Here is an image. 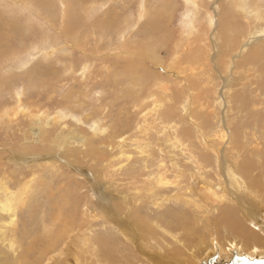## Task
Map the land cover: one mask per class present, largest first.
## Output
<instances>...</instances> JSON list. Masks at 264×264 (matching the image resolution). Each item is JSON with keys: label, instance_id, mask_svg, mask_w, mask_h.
I'll list each match as a JSON object with an SVG mask.
<instances>
[{"label": "rangeland", "instance_id": "rangeland-1", "mask_svg": "<svg viewBox=\"0 0 264 264\" xmlns=\"http://www.w3.org/2000/svg\"><path fill=\"white\" fill-rule=\"evenodd\" d=\"M69 1L0 0V264L264 252V0H176L156 63L162 0Z\"/></svg>", "mask_w": 264, "mask_h": 264}, {"label": "bare ground", "instance_id": "bare-ground-1", "mask_svg": "<svg viewBox=\"0 0 264 264\" xmlns=\"http://www.w3.org/2000/svg\"><path fill=\"white\" fill-rule=\"evenodd\" d=\"M87 1H89V0H70L69 2L73 3V5L74 4L75 5H79V4L82 5L83 3L87 2ZM200 1H202V0H197V2H200ZM229 1L230 2L235 1L234 6L236 8L239 7L240 8L239 10H246L247 0H229ZM197 2H194V5H197L198 4ZM161 3H162V7L157 8L156 11L150 10L149 8H145V11H144L145 20L140 24L139 30L134 32L135 37H138L139 39L137 41L136 40H134V41L129 40L130 43H128L129 45H127V48L132 50V47H133L134 48L133 51H136V53H140L141 58H143L145 60L152 58L155 63L157 60V56L155 54V49H154L155 47L152 48V46L156 43V40L168 38L171 35V30L169 29V20H170V17L172 15V11L176 5V0H162ZM122 6L124 7V5H122ZM126 7H127L126 9L130 10L132 7V3L129 2L126 5ZM126 9L124 10V12L128 11ZM117 13H118L117 10H115V13H114V10L107 11L105 13V18L110 19L109 21L103 20V19L100 20L99 18L96 19V22H99V23L95 24V26H97L102 31H105L103 33H105L108 37L112 35V31L116 30L121 23V21H119V16L117 15ZM250 13H252L254 19L261 18V14L259 12L250 11ZM76 23H78L77 17H76L75 23L73 21L68 26L69 27L68 33H67L68 38L70 35H71V37H73V35H74L73 29H74V25ZM108 27H109V29H108ZM198 31H199V29L196 25V21H193L192 24L187 29V34L188 35L195 34L196 32L198 33ZM134 45H135V47H134ZM177 58H174V62ZM202 186L203 185H201V187ZM215 186L219 189H222V190L224 189V187L221 184H218ZM211 188H213V187H211ZM220 193H222V194H220ZM210 194H212L213 196H217L219 194L218 196L221 198H223L225 195L227 196V194L225 192L223 193V192H219V191H212V192H210ZM260 230H262L261 232L264 234V225L261 226ZM216 246H218V245L215 243L214 253L216 252V250H218L219 258L226 257V256H221V253L219 251V247H217V249H216ZM233 248H236V247H233ZM231 250L229 251L230 255L227 257L231 256ZM239 252H241V251L239 250ZM214 253H212V254L210 253V254L206 255L204 258L207 260L208 257L213 255ZM149 254H151V253L149 252ZM246 255H248V254H246ZM256 255H259L261 257L264 255V252H262V253L257 252L254 256H252V255H250V256L255 257ZM51 257H54V255H52ZM50 259H52V258H50ZM203 259L201 260L200 264H203L202 263Z\"/></svg>", "mask_w": 264, "mask_h": 264}, {"label": "water", "instance_id": "water-1", "mask_svg": "<svg viewBox=\"0 0 264 264\" xmlns=\"http://www.w3.org/2000/svg\"><path fill=\"white\" fill-rule=\"evenodd\" d=\"M218 246H216L217 249ZM203 264H264V255L259 256L256 255L255 257H249L244 252H239L237 248H233L231 250L230 257L219 258L218 250L208 257L206 260L203 259Z\"/></svg>", "mask_w": 264, "mask_h": 264}]
</instances>
